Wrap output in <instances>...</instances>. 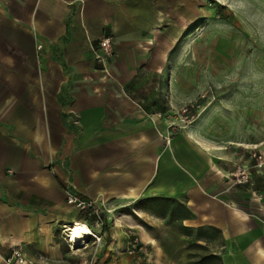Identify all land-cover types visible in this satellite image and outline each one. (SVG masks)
<instances>
[{"label": "crops", "instance_id": "obj_1", "mask_svg": "<svg viewBox=\"0 0 264 264\" xmlns=\"http://www.w3.org/2000/svg\"><path fill=\"white\" fill-rule=\"evenodd\" d=\"M212 12L209 0H0V264L14 249L77 264L64 227L94 218L71 194L107 210L108 253L130 226L151 241L129 220L146 223L142 212L199 234L215 264H264V166L251 143L228 152L172 126L177 43ZM238 164L249 184L235 183Z\"/></svg>", "mask_w": 264, "mask_h": 264}, {"label": "rangeland", "instance_id": "obj_2", "mask_svg": "<svg viewBox=\"0 0 264 264\" xmlns=\"http://www.w3.org/2000/svg\"><path fill=\"white\" fill-rule=\"evenodd\" d=\"M263 1L209 0L214 19L203 26L186 28V35L177 43L175 84L178 107L181 108L177 111L178 122L172 125H193L200 136L228 152L251 143L250 146L264 159L260 150L264 149ZM195 104L194 118L184 125L181 110ZM139 215L146 223L137 218L129 217V220L147 232L144 236H151V241L143 239L136 228L130 226L123 244L110 253L100 249L93 239L85 248L71 250L68 245L73 252L72 262L216 263L217 251L201 243L199 234L186 235L183 226L172 225L174 218L162 221L142 212ZM123 224L127 222L123 221ZM133 242L137 243L135 249L131 247Z\"/></svg>", "mask_w": 264, "mask_h": 264}, {"label": "built area", "instance_id": "obj_3", "mask_svg": "<svg viewBox=\"0 0 264 264\" xmlns=\"http://www.w3.org/2000/svg\"><path fill=\"white\" fill-rule=\"evenodd\" d=\"M114 53L113 47V37L110 35H106L102 37L99 41V49L96 51V59L101 62L102 64H106L109 58ZM197 107L195 105L186 106L181 110V122L185 125L186 123L190 122L194 118V114L192 113V109ZM174 126V125H172ZM251 158L256 160L254 167L261 168L264 166V159L261 153H258L256 149L252 148ZM232 176L235 180V183L240 185L249 184L251 182V172L250 167H247L243 164H238L236 169L232 172ZM67 201L70 205L75 206L76 208L80 209L81 211H86L90 216L94 218L93 225H91L87 221L77 220L74 221L72 224L77 223L78 221L84 222L87 224L91 229V235L87 239L86 243L81 246L74 247L70 242V237L68 235V227H64L65 236L68 241L69 248L71 250L78 249V248H85L89 245V241L93 239L94 243L101 244L103 241V233L100 231L103 230L104 227V219L102 214L104 211H107L105 207L100 204L97 205L96 201L90 198H82L80 196L71 194L68 196ZM110 210H108L109 212ZM98 229V230H96ZM133 249L137 248V243L133 242L131 244ZM6 264H14V262H19L20 264H47L44 261H34L27 259L25 254L20 249H14L13 252L4 258Z\"/></svg>", "mask_w": 264, "mask_h": 264}, {"label": "bare ground", "instance_id": "obj_4", "mask_svg": "<svg viewBox=\"0 0 264 264\" xmlns=\"http://www.w3.org/2000/svg\"><path fill=\"white\" fill-rule=\"evenodd\" d=\"M67 227L70 242L74 247L84 245L92 234L90 227L81 221H78L73 225H67Z\"/></svg>", "mask_w": 264, "mask_h": 264}]
</instances>
